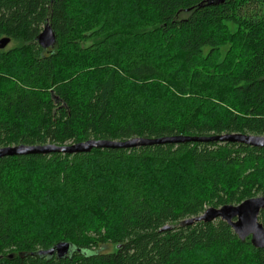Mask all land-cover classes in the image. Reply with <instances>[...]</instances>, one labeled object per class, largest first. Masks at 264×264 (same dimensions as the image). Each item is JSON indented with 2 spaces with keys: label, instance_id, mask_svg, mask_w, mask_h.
I'll return each mask as SVG.
<instances>
[{
  "label": "trees",
  "instance_id": "16d2710c",
  "mask_svg": "<svg viewBox=\"0 0 264 264\" xmlns=\"http://www.w3.org/2000/svg\"><path fill=\"white\" fill-rule=\"evenodd\" d=\"M4 37L0 147L264 136V0H0ZM257 196L264 149L239 143L5 157L0 264H264L224 221L182 224Z\"/></svg>",
  "mask_w": 264,
  "mask_h": 264
},
{
  "label": "water",
  "instance_id": "95a60500",
  "mask_svg": "<svg viewBox=\"0 0 264 264\" xmlns=\"http://www.w3.org/2000/svg\"><path fill=\"white\" fill-rule=\"evenodd\" d=\"M37 44L42 49H49L55 45V34L49 24H45L41 33L36 38ZM10 43V38L0 39V50H3ZM189 142L199 143H239L246 146L264 149V136L249 135L242 133H227L211 136H167L159 138L134 137L128 140H95L89 139L84 142L70 145H15L0 147V159L12 156L27 155H48L52 153L78 154L88 153L92 149H133L138 147L180 144ZM264 210V196H257L244 200L238 205H223L218 208L209 207L197 217L186 219L183 225H193L195 223H210L216 220L226 222L233 230L234 234L244 241L250 238V243L257 249L264 248V227L258 221L260 212ZM171 226H164L161 231L171 229ZM71 251V245L67 242L57 243L47 250H40L35 254L42 257L65 258ZM34 253H32L33 255ZM1 258V256H0Z\"/></svg>",
  "mask_w": 264,
  "mask_h": 264
},
{
  "label": "rangeland",
  "instance_id": "374dc122",
  "mask_svg": "<svg viewBox=\"0 0 264 264\" xmlns=\"http://www.w3.org/2000/svg\"><path fill=\"white\" fill-rule=\"evenodd\" d=\"M12 46H14V43L10 42L5 49L11 48ZM98 250L100 253H109L114 251V246L112 244H107L104 247L98 248Z\"/></svg>",
  "mask_w": 264,
  "mask_h": 264
}]
</instances>
